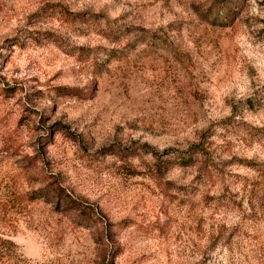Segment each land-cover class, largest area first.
I'll return each mask as SVG.
<instances>
[{
    "label": "rangeland",
    "instance_id": "obj_1",
    "mask_svg": "<svg viewBox=\"0 0 264 264\" xmlns=\"http://www.w3.org/2000/svg\"><path fill=\"white\" fill-rule=\"evenodd\" d=\"M0 264H264V0H0Z\"/></svg>",
    "mask_w": 264,
    "mask_h": 264
},
{
    "label": "trees",
    "instance_id": "obj_2",
    "mask_svg": "<svg viewBox=\"0 0 264 264\" xmlns=\"http://www.w3.org/2000/svg\"><path fill=\"white\" fill-rule=\"evenodd\" d=\"M193 162H194V159H192L190 157H185V156L181 157V164L183 166H189ZM53 193H55L58 196V198H61V196L63 195L58 189L53 190ZM66 204L68 207L75 206V202L71 199L67 200Z\"/></svg>",
    "mask_w": 264,
    "mask_h": 264
}]
</instances>
